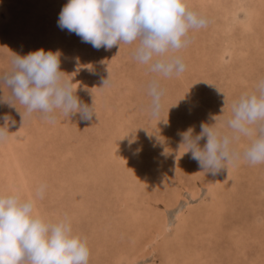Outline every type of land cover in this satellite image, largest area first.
<instances>
[{
    "label": "rangeland",
    "instance_id": "374dc122",
    "mask_svg": "<svg viewBox=\"0 0 264 264\" xmlns=\"http://www.w3.org/2000/svg\"><path fill=\"white\" fill-rule=\"evenodd\" d=\"M67 2L0 0V76L12 71L13 55L59 51L60 70L95 117L58 112L49 123L34 113L22 121L23 105L0 102V115L16 121L0 144V194L32 199L46 185L38 215L67 218L87 240L89 264H264V164L241 158L212 175L181 145V134L189 127L198 134L202 123L231 135L224 125L232 102L264 79V0H187L208 23L170 53L187 66L171 78L134 59L138 42L97 50L59 28ZM153 79L165 90L155 118L147 94ZM9 95L0 82V98ZM249 143L242 137L233 147L242 157ZM189 202L183 234L173 226L150 246L152 255L142 250L158 222L173 223Z\"/></svg>",
    "mask_w": 264,
    "mask_h": 264
},
{
    "label": "clouds",
    "instance_id": "9594fccd",
    "mask_svg": "<svg viewBox=\"0 0 264 264\" xmlns=\"http://www.w3.org/2000/svg\"><path fill=\"white\" fill-rule=\"evenodd\" d=\"M207 23L205 17L188 7L187 0H68L58 18L59 28L75 33L97 50L138 42L132 53L134 59L167 78L181 75L187 67L179 56L170 53L187 47L190 31ZM60 55L59 51L44 49L23 57L13 55L12 71L0 76L10 95L0 102L10 107L17 101L23 105L24 116L18 112L22 121L39 113L42 119L54 123L58 112L91 121L95 109L73 92V83L60 70ZM109 83L108 78L103 80L102 87ZM147 94L151 98L148 112L155 118L160 114L165 90L153 79ZM0 120L4 122L0 126L2 144L16 121L6 113ZM214 125L202 123L198 134L193 127L181 134L185 153H191L203 172L215 175L229 165L238 166L241 158L251 165L264 164V79L257 82L254 92L232 102L231 115L224 125L231 135ZM242 137L250 143L241 157L233 145ZM45 188L40 185L32 199H22L15 193L0 194V264H89L87 240L74 234L67 218L53 222L36 213V199L43 198Z\"/></svg>",
    "mask_w": 264,
    "mask_h": 264
},
{
    "label": "bare ground",
    "instance_id": "6f19581e",
    "mask_svg": "<svg viewBox=\"0 0 264 264\" xmlns=\"http://www.w3.org/2000/svg\"><path fill=\"white\" fill-rule=\"evenodd\" d=\"M240 145H242V144H240ZM240 148V147H239ZM128 149V148H127ZM126 149V150H127ZM129 151V150H128ZM134 155V154H133ZM142 157H143V153L139 156V157H137L136 159V162H138V161H142L143 159H142ZM33 186V185H32ZM208 187V189H207V191L208 190H211V189H213L214 188V185H210V186H207ZM25 188L29 191H31V187L29 188L28 187V185H25ZM212 193H214L213 191H212ZM210 196H212V195H210ZM191 197H193V196H191ZM200 197V196H199ZM199 197H197V198H193V199H199ZM100 201V200H99ZM185 208H187V209H189L190 208V202L189 203H187L184 207H183V209L182 210H179L177 213H176V215H175V217H174V222L173 223H170L168 220H165V219H161L159 222H158V228H157V230H159V231H157V234H155L152 238L150 237L149 238V240H147V242H145L144 243V247L142 248V250H146V249H152L150 246L154 243H156L157 242V239H159V237L162 235V234H164V236H168V235H170V234H172V232L174 231H172L171 230V228L174 226V229L177 227V230H178V233H179V236H181L182 234H183V232H184V230H185V228H186V221L188 220V219H190V216H188V217H184V209ZM203 209H206V208H203ZM35 211H36V213L38 214V212H37V209H35ZM195 215H198V214H195ZM186 222V223H185ZM177 233V234H178ZM165 239V238H164ZM154 249H152V251H151V255H152V253L154 252L153 251ZM138 261V260H137Z\"/></svg>",
    "mask_w": 264,
    "mask_h": 264
}]
</instances>
